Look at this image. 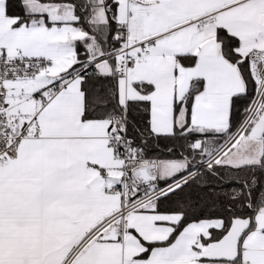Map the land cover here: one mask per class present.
<instances>
[{
    "label": "snow or ice",
    "instance_id": "obj_1",
    "mask_svg": "<svg viewBox=\"0 0 264 264\" xmlns=\"http://www.w3.org/2000/svg\"><path fill=\"white\" fill-rule=\"evenodd\" d=\"M0 264H264V0H0Z\"/></svg>",
    "mask_w": 264,
    "mask_h": 264
}]
</instances>
